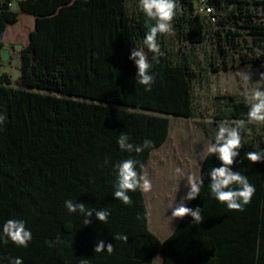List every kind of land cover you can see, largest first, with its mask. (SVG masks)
Segmentation results:
<instances>
[{
    "label": "trees",
    "instance_id": "trees-1",
    "mask_svg": "<svg viewBox=\"0 0 264 264\" xmlns=\"http://www.w3.org/2000/svg\"><path fill=\"white\" fill-rule=\"evenodd\" d=\"M127 1L20 0L18 10L7 5L0 10V50L8 24L17 23L21 13L36 16V28L21 49V76L13 81L0 75V114L6 116L0 124V230L8 219H22L33 239L27 248L0 242V264L14 257H21L23 264H52L57 244L49 247L46 242L70 238L63 233L72 229H96L99 221L94 217L84 226L79 213L67 212L64 202L69 199L106 208L111 213L106 228L119 223L118 216L127 210L126 220L134 219L146 242L143 264H151V256L161 251L166 253L165 264H192L191 251L172 257L170 240L161 242L149 232L140 190L128 193L131 205L113 198L114 165L132 158L139 161L140 171L139 165H145L151 150L168 136L165 115L194 117L195 73L187 62L172 63L160 55L157 63L145 48L155 79L151 91L138 83L137 68L128 57L133 47H144L148 23L155 21L139 9V0L131 8ZM185 23L190 42H202L201 22L186 18ZM157 42L162 50L160 34ZM213 109L214 126L247 120L243 96L217 97ZM249 128L253 134L243 141L244 150L264 149V136L255 134L257 128L264 131V125H247L242 131ZM121 132L131 143L148 139L153 146L139 154L122 151L117 144ZM252 167L258 189L250 202L246 257L244 252L232 258L205 252L198 255L205 256L201 264H264V162ZM211 255L217 257L209 259Z\"/></svg>",
    "mask_w": 264,
    "mask_h": 264
},
{
    "label": "crops",
    "instance_id": "crops-1",
    "mask_svg": "<svg viewBox=\"0 0 264 264\" xmlns=\"http://www.w3.org/2000/svg\"><path fill=\"white\" fill-rule=\"evenodd\" d=\"M8 1L13 5L12 10L19 9L20 0ZM35 28L36 16L27 13H21L17 23L8 24L0 50V75L6 74L13 81L21 76V49L29 43L31 32ZM127 110L137 111L132 108ZM147 113L164 116L153 112ZM165 117L169 119L168 136L160 146L151 150L144 165V170L147 171L153 185L150 192L141 191L147 210L149 232L161 242L170 240L169 251L172 257L191 251L192 264L203 263L205 256L198 255L205 252L222 253L223 258L226 254L232 258V254L237 256V253L242 255L244 252L246 257L249 251L250 204L245 206L243 211L229 210L225 204H221L210 195L208 187L211 182L209 172L213 167L221 166L215 156L206 152L208 143L214 142L217 126L213 123L216 120L210 118L202 121L195 116L186 118L165 115ZM241 134L245 143L248 136L243 131ZM247 152L249 151L244 150V146L240 149V157L232 166V170L247 176L249 182L255 186L257 183L254 181L252 164L246 160ZM177 167L183 169L185 173H195L203 177L204 184L200 196L186 202L187 207L201 208L203 217L201 223H193L190 216L173 220L169 218L171 216L169 206L174 199L179 202L188 191L186 181L175 172ZM263 189L262 183L261 199H264ZM118 214L119 211L116 212V218ZM126 216L127 210H124L118 216L119 223L114 222L108 228L98 222L96 229L80 228L63 233L72 237L60 238L61 242L51 253L52 264H81L82 260H86L87 264H143L147 257L146 242L139 237L134 219L128 222ZM54 231L58 234L56 230L49 232ZM118 233L127 235L128 242L115 240L114 235ZM98 240H104L105 244H113V253L110 255L106 252L94 253ZM208 257L215 259L217 256ZM165 258L164 251L158 252L151 256V264H165Z\"/></svg>",
    "mask_w": 264,
    "mask_h": 264
},
{
    "label": "clouds",
    "instance_id": "clouds-1",
    "mask_svg": "<svg viewBox=\"0 0 264 264\" xmlns=\"http://www.w3.org/2000/svg\"><path fill=\"white\" fill-rule=\"evenodd\" d=\"M138 7L148 20L155 21V23H148V31L143 39L144 47H133L128 59L133 61L137 68L136 78L138 83L144 86L145 91H151L155 78L150 72L152 63L144 49L146 48L148 52L153 54L152 61L159 62L158 57L162 53L157 42L158 34L173 33L172 21L180 9L177 0H139ZM237 75L244 82H249L252 78L250 71L241 70ZM262 87H264V73L260 74V80L256 82L255 87L246 88L243 92L245 103L248 105L247 120L219 122L213 138L214 142L210 141L206 149L207 154L215 156L221 164L219 167H213L209 172L211 182L208 187L210 195L232 211H243L245 206L250 204L256 191L255 186L249 182L247 176L242 175L239 171H233L232 166L240 157V149L243 147L242 130L247 125H264V90H261ZM5 120L6 116L0 114V124H3ZM129 141L130 137L121 132L117 144L122 151L137 154L153 146V142L148 139H145L139 145ZM246 160L252 164L264 162V149L247 152ZM138 164L139 161L128 158L114 165L116 180L113 185V198L125 205L132 204L129 192L140 190L148 193L153 187L143 164L139 165L140 171H137ZM175 172L186 181L188 191L179 202L174 199L169 206V209H171L169 218L173 220L190 216L193 223H201L203 221L201 208L187 207L186 202L195 200L200 196L204 184L203 177L195 173H185L179 167L175 169ZM64 207L69 214L79 213L83 217L84 226L92 224L93 217L100 223L107 224L111 215L106 208L97 210L95 207H87L83 203L73 202L70 199L64 202ZM32 239V232L27 227L26 221L22 219H8L3 223L2 230H0V242L5 245L11 241L18 247L27 248ZM114 239L128 242L129 238L125 234L118 233L114 235ZM60 242V238L57 237L56 241L46 243L49 247H52ZM113 251L114 245L111 243L105 244L104 240H98L94 247V253L97 254L106 252L110 255ZM9 264H23V259L21 257L10 258ZM81 264H87L86 260H82Z\"/></svg>",
    "mask_w": 264,
    "mask_h": 264
},
{
    "label": "built area",
    "instance_id": "built-area-1",
    "mask_svg": "<svg viewBox=\"0 0 264 264\" xmlns=\"http://www.w3.org/2000/svg\"><path fill=\"white\" fill-rule=\"evenodd\" d=\"M131 1L135 3L136 0ZM180 2L181 11L174 18L184 27L179 38L191 43L186 18L199 20L203 27V41L191 43L197 64L207 61L208 71H212L215 67L254 61L264 69V0ZM4 5L13 9L10 1L0 0V10Z\"/></svg>",
    "mask_w": 264,
    "mask_h": 264
},
{
    "label": "rangeland",
    "instance_id": "rangeland-1",
    "mask_svg": "<svg viewBox=\"0 0 264 264\" xmlns=\"http://www.w3.org/2000/svg\"><path fill=\"white\" fill-rule=\"evenodd\" d=\"M134 2L127 1V6L132 7ZM179 11H181L182 2H177ZM173 33L160 34L162 39V55L167 57L172 63L187 62L190 66L194 76L191 81L192 97L194 106V116L196 119L202 121L213 118V105L217 102V97L239 95L243 96L246 88L256 86V82L260 80V74L264 73V69L254 61H247L245 63H236L234 65H225L215 67L212 71H208L206 63L197 64L195 59L193 45L191 43H184L179 36L183 34L184 27L172 21ZM241 70L250 71L252 73L251 81L244 82L240 79L237 73ZM261 90H264L262 87ZM260 127V126H259ZM250 137L253 133V128L243 131ZM257 135H263L262 128H257Z\"/></svg>",
    "mask_w": 264,
    "mask_h": 264
}]
</instances>
